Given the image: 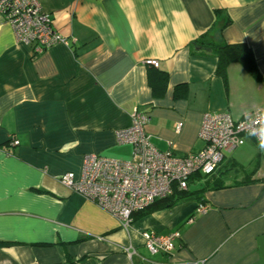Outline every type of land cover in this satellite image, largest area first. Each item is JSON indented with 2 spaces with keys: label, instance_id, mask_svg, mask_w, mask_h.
Segmentation results:
<instances>
[{
  "label": "crops",
  "instance_id": "obj_1",
  "mask_svg": "<svg viewBox=\"0 0 264 264\" xmlns=\"http://www.w3.org/2000/svg\"><path fill=\"white\" fill-rule=\"evenodd\" d=\"M38 2L65 42L37 55L0 13V264H264V157L250 138L190 179L203 188L135 212L127 228L59 180L88 153L131 159L115 133L134 109L149 113L156 148L185 155L204 146L203 114L264 106V0ZM197 39L244 44L257 76L239 62L221 76ZM246 144L243 165L233 152ZM200 202L207 210L188 222ZM175 230L170 254L147 250L142 232Z\"/></svg>",
  "mask_w": 264,
  "mask_h": 264
},
{
  "label": "built area",
  "instance_id": "obj_2",
  "mask_svg": "<svg viewBox=\"0 0 264 264\" xmlns=\"http://www.w3.org/2000/svg\"><path fill=\"white\" fill-rule=\"evenodd\" d=\"M0 13L9 22L17 41L31 45L34 55L50 46L64 43L65 38L53 26L50 14L44 12L38 0H0ZM147 62L157 66L155 59ZM147 112L133 110L128 126L116 131V142L132 146L129 160L110 158L96 153L85 154L78 175L61 174L62 185L101 206L115 216L122 228H127L135 212L144 210L156 200L172 195L175 190H188L195 175L207 177L218 169L224 153L252 139L264 157L260 143L264 142V106L234 119L227 112L203 114L199 137L204 146L196 152L177 155L172 150H160L150 141L144 126L149 122ZM179 129V126L176 127ZM12 145L18 140L12 139ZM198 203L187 221L207 210ZM145 246L151 254H170L176 247L180 232L166 234L142 232ZM194 264H204L203 261Z\"/></svg>",
  "mask_w": 264,
  "mask_h": 264
},
{
  "label": "trees",
  "instance_id": "obj_3",
  "mask_svg": "<svg viewBox=\"0 0 264 264\" xmlns=\"http://www.w3.org/2000/svg\"><path fill=\"white\" fill-rule=\"evenodd\" d=\"M195 43H199L205 47H211V53L216 55L218 59L216 72L221 76H224L225 68L231 62L241 63L249 73L257 76L252 53L244 44H214L202 39L195 40ZM188 195V190H175L172 195L156 200L149 207L145 208L144 211L141 210L140 213L170 207Z\"/></svg>",
  "mask_w": 264,
  "mask_h": 264
},
{
  "label": "rangeland",
  "instance_id": "obj_4",
  "mask_svg": "<svg viewBox=\"0 0 264 264\" xmlns=\"http://www.w3.org/2000/svg\"><path fill=\"white\" fill-rule=\"evenodd\" d=\"M245 148H246V150H248V153H247V151H245ZM252 150H250V147H248V145L246 144L245 146H243V147L237 149L236 151H234L233 153L235 154L236 160L238 162L240 161L239 163H241L243 165H246L251 160ZM239 151H240V153H239Z\"/></svg>",
  "mask_w": 264,
  "mask_h": 264
},
{
  "label": "water",
  "instance_id": "obj_5",
  "mask_svg": "<svg viewBox=\"0 0 264 264\" xmlns=\"http://www.w3.org/2000/svg\"><path fill=\"white\" fill-rule=\"evenodd\" d=\"M203 187H204L203 183L190 184L189 187H188V192L189 193H193V192H195L198 189H201Z\"/></svg>",
  "mask_w": 264,
  "mask_h": 264
},
{
  "label": "clouds",
  "instance_id": "obj_6",
  "mask_svg": "<svg viewBox=\"0 0 264 264\" xmlns=\"http://www.w3.org/2000/svg\"><path fill=\"white\" fill-rule=\"evenodd\" d=\"M261 131L264 132V129H262ZM260 148H261L262 150H264V142H261V143H260Z\"/></svg>",
  "mask_w": 264,
  "mask_h": 264
}]
</instances>
